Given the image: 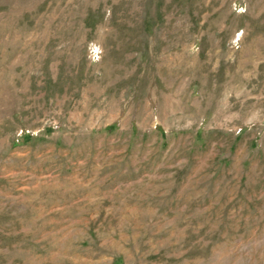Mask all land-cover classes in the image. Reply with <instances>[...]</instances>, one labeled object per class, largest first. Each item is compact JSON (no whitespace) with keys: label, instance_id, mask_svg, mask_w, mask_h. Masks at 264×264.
Instances as JSON below:
<instances>
[{"label":"rangeland","instance_id":"rangeland-1","mask_svg":"<svg viewBox=\"0 0 264 264\" xmlns=\"http://www.w3.org/2000/svg\"><path fill=\"white\" fill-rule=\"evenodd\" d=\"M0 264H264V0H0Z\"/></svg>","mask_w":264,"mask_h":264}]
</instances>
